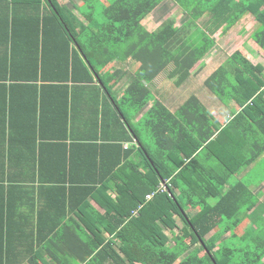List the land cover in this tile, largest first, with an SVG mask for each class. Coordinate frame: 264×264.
<instances>
[{"label":"trees","instance_id":"16d2710c","mask_svg":"<svg viewBox=\"0 0 264 264\" xmlns=\"http://www.w3.org/2000/svg\"><path fill=\"white\" fill-rule=\"evenodd\" d=\"M107 1L84 0L86 8L78 11L55 0L44 8L34 0L26 22L34 27L27 33L32 46L18 47L14 10L21 3L11 0L3 79L16 77L18 67L20 77L43 82L42 93L33 88L35 98L44 102L49 94L55 105L66 107L59 115L62 133H50L48 143L36 145L28 171L14 174L10 158L0 160V216L11 223L19 217L18 199L29 201L36 187L53 189L43 193L50 204L40 201L36 209L27 262L264 264V213L256 210L264 202L247 170L264 160V57L255 64L236 50L205 80L232 107L224 121L195 94L171 107L151 87L176 62L187 76L201 61L195 71L202 70L218 30L226 35L248 15L256 21L251 38L264 50V0H174L184 12L181 19L168 15L153 30L141 20L166 0ZM128 71L131 77L117 98L113 90ZM182 80L177 77L176 85ZM84 97L95 100L85 98L89 111L68 107ZM69 116L83 117L77 136ZM26 182L37 186L27 191ZM252 210L253 220L246 217ZM56 214L58 221L44 225ZM72 214L79 221L65 219ZM63 226L75 228V241L49 239L48 261L35 246ZM216 228L221 230L213 234ZM15 232L10 225L0 231V264L26 262L21 251L13 259L17 245L24 244ZM54 243L66 250L53 252Z\"/></svg>","mask_w":264,"mask_h":264},{"label":"crops","instance_id":"0c3cea01","mask_svg":"<svg viewBox=\"0 0 264 264\" xmlns=\"http://www.w3.org/2000/svg\"><path fill=\"white\" fill-rule=\"evenodd\" d=\"M33 1L34 0H19V3L21 4H18L17 2L16 4L17 7L14 10V15L18 22V25H17L18 36L16 39V46L18 47L32 46L31 40L29 39L31 35L27 33L28 32L34 33V27L26 26L27 25L26 22L32 16L31 12L33 10L32 8L34 4ZM55 1L59 5H66L70 7L71 9L73 7H77L78 11H82L86 8V3L84 2V0H55ZM101 1L106 5L108 4L107 0H101ZM49 2L51 4V0H42L43 7L47 8ZM11 8H12L11 0H0V160L5 161L10 158L11 172L14 174H21L22 172L28 171L30 169V165H31L30 161L32 160L33 151L36 145L48 143L51 140V138L48 136L50 133H57L58 131L62 133L63 120L62 118H60L59 115L60 114L64 115V111L66 110V107H59L58 104H57L58 106L55 105V103H58V102H55V100H53L50 97V95L48 94V91L45 92V94H48V97L47 96L44 97V102H42L40 96L35 98L36 92L34 91L33 88L35 87L37 88V91H38L37 94L42 93L41 84H43V82L41 80H29L28 78L20 77V73L17 70L18 67L15 68L16 77L13 78L14 80L13 79H3L2 62L4 58H6L7 56V52L5 49L9 46L7 35H8V30L10 31V27L8 29L6 20L9 19L10 16H12ZM152 14H156L158 19H161V16L163 15L171 14L169 3L165 1L164 3L159 5L153 11V13L146 16L143 20L147 19L148 17L152 18L153 17ZM100 17L101 15L97 16L95 18L97 19L96 21L102 20V17L101 18ZM143 20H141V23L143 22ZM148 24L150 26L154 25V23H152L153 25L151 24L150 20H148ZM225 36L228 37V34H226ZM255 45L256 46H254V49L255 47L261 49L257 45V43H255ZM19 56L20 57L16 60V64H19L22 61L21 55ZM224 60L221 63H223ZM131 63L133 62L131 61ZM125 65L128 66V64H125ZM123 70H126V69L124 68ZM131 74H132L131 71L130 73L129 71L127 72V77L123 80L125 82L123 83L124 86L121 90H120L121 86L118 87L119 85L114 88L113 91L117 98H119L122 95L123 90L126 87L128 80L131 77ZM85 98H88V97H84L81 103L75 102V104L73 103L71 105V103L69 102L68 107H73V110L76 108L79 109L81 107L80 109H83V110L86 109L87 111H89L90 109L88 107L90 106H87L88 105L87 100L89 99L91 103L94 102L95 100L90 97L87 100ZM217 100L223 103L225 109L221 110L217 107H208L206 105L208 109L214 115L219 117L221 121H224L232 117V114H231L232 107H229L227 103L220 101L218 98ZM47 104L49 107L47 106ZM84 111H82L81 116H84L83 114ZM223 112H226V114L224 113L225 114L224 118H221L222 114L220 113H223ZM70 113H71V110H69V114ZM69 118L71 117L69 116ZM80 120H83V117L81 119L79 118V116H76V117H73V119L71 118V120H69L68 122V127H71L72 125L75 136L78 135L77 122H80ZM67 141L69 142L71 140L68 139ZM38 147L39 146H37L36 149ZM125 147H127V145H125ZM44 151L48 152L47 147H45ZM34 185L37 186L36 184H32L31 182H26L25 190L33 191ZM41 189L36 187L34 191L35 194L33 195L32 193L33 198L31 199V196H32L31 195L29 201L25 199H22V200L18 199L16 201V203L14 204V209H15V212L18 213L19 217H17L16 219L13 218L12 223L10 222L11 218L10 219L7 217L3 218L0 216V231L3 229H7L8 225H10V227H13V229L17 230L15 234L21 237V241L24 243L23 247L20 246L21 244L17 245L15 253L13 254V259L15 260L18 253H20L21 251L22 253H25L26 255H28L26 258V262L24 264H29L27 261H28V258L30 257V253L28 254L27 251H29L30 249L29 241L31 240V236H30L31 227L35 224V229L37 228L36 209L37 210L39 209L40 201H42V205L50 204L49 202H46V198L43 197L44 192L48 193L51 191L53 194V191H52L53 189H49L47 187H43V189L42 190ZM255 189H257L258 191H261L260 195L261 197H264V182L256 186ZM16 195L18 194L17 193L12 194L13 201L15 200ZM12 199H11V202H12ZM54 199H56V197ZM35 203H36L35 211H33V213H30L31 212L30 208L32 209V206H34ZM259 207L260 206H258L257 209ZM101 212H104V209L103 210L101 209ZM252 215H253V210L250 212L249 215L247 214L246 217L249 216L248 218L252 219ZM70 217H73V219H78L75 214L67 215L65 219L69 220L71 219ZM59 218H60V215L56 214L55 221L48 222L44 225L52 224L58 221ZM2 219H4V222L2 221ZM38 219H39V215H38ZM251 219L249 220V222L251 221ZM66 220L59 221V223H62ZM39 224L41 223L39 222ZM63 228H65V226L58 228L57 232L53 234L51 237H48L44 241L42 240V242L40 243V246H35V251L38 250V253L42 251V255L44 259L50 261L51 253L45 250V246L49 245V239H53L54 237L56 241L58 240L57 244H63L61 240L65 241V240H69V238L75 241V235H74L75 228L66 229V231L65 230L63 231ZM64 232H66V234L68 235H66ZM77 232L79 233L80 229H77ZM1 236L2 235L0 234V239H1ZM42 236L43 234L41 235V237ZM52 247H53L52 248L53 252L57 251V249L58 250L61 249V246L56 245V243H54ZM61 250L63 251L66 250L64 245H63V249Z\"/></svg>","mask_w":264,"mask_h":264},{"label":"rangeland","instance_id":"374dc122","mask_svg":"<svg viewBox=\"0 0 264 264\" xmlns=\"http://www.w3.org/2000/svg\"><path fill=\"white\" fill-rule=\"evenodd\" d=\"M166 1L170 5L171 14H169V16L172 15L179 21V19H181L182 17V14L184 13L183 10L176 4L174 0ZM67 8L70 7L67 6ZM152 16V18L148 17L147 19L151 21V24L154 23L155 26L153 24V26H150L147 19L143 20L142 22L150 30L156 28L157 24L164 20L168 15L161 16V19H158L156 14H152ZM255 28L256 21L254 20V18H252V16L248 15L242 18L240 22L235 26V28L228 31V37H226L225 35L220 36L221 31L218 30V32L214 35V37L216 38V46L203 59V62L206 63V66H204L202 70L197 72L195 70L199 69L198 67L201 65L202 61L198 62L191 71L192 75L190 74L189 76L185 75V73H187L186 70L178 65L177 62L173 65L168 66L161 74H159V76H157V78L151 85L153 92H155V96L163 101H166L168 105H171V107H177L189 95L195 94L199 96L203 103L208 107H217L221 110L225 109L223 103L219 102L217 98L220 101L222 100L205 85V80L227 56H229L236 50L241 49L242 51H244L246 55L251 59V61L255 64L263 59L264 51L257 47H255L254 49V46H256V42L251 38V32ZM122 66L123 69L125 68L127 70L126 65ZM177 77L178 80L183 79L182 85L181 82L179 84L180 86L176 85ZM124 82L125 81L121 82V84L118 86H121L120 90L123 88ZM224 113L226 114V112L220 113L222 114L221 118H224ZM259 160H257L258 162L255 163V165L253 164L252 168L247 169L251 172V180L253 181L252 186L259 185L264 182V165H262L264 164V160L260 162ZM261 199L264 202V197H262ZM257 210V214L261 213L262 211L264 213V206H260ZM263 213L259 215H262ZM179 223L182 224L180 220ZM219 230L221 229L216 228L212 233L216 234ZM227 234H229V232H227ZM197 247L198 245H195L194 249H197ZM199 250L200 249H197V251Z\"/></svg>","mask_w":264,"mask_h":264}]
</instances>
